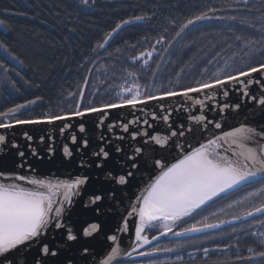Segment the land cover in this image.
<instances>
[{"label":"snow or ice","instance_id":"obj_1","mask_svg":"<svg viewBox=\"0 0 264 264\" xmlns=\"http://www.w3.org/2000/svg\"><path fill=\"white\" fill-rule=\"evenodd\" d=\"M79 3L90 8L95 0H91V3L90 0H79ZM235 3L242 5L238 10L245 15H216L224 9L207 6L179 24L173 41L198 22L227 20L234 22L228 31L237 25L253 29L261 33L259 39L240 35L235 37L242 47L232 55L239 57L240 63L244 65L242 68L228 72L226 69L232 65L226 61L220 69L223 75L214 74L213 78L198 80L187 87L166 88L160 85L161 90L156 92L150 91L148 85H142L136 72L125 69L126 76L132 77L133 81L129 84L125 79L117 86L115 102L95 105L89 101L85 106L86 76L84 87L80 89L72 110L61 108L58 112L44 111L39 115L20 118L23 116L22 110L44 100V97L36 96L0 111V130H3L0 132V264H21V260L23 264H79L72 258L76 255L81 257L84 264H89V257L91 264H137L133 260L134 256L149 258L146 262L140 260L138 264H169L168 261L157 259V254L173 252L183 248L184 244L161 246L158 243L160 237L168 234L189 237L195 234L197 238L213 239L206 230L219 229L221 225L233 221H247L248 218H252L248 228H252L253 224L264 225L262 201L242 210L240 214L231 215L229 220L209 223L205 216L174 231L185 218L192 217L209 203L244 185H262L249 196L264 193V128L242 123L221 135H209L198 146L181 142L196 129H200L202 134L209 130V126L221 129L222 123L215 117L210 118V114L215 112L222 115L241 108L240 103L231 104L218 99L219 96L229 98L233 90L252 100L253 106L258 105L264 117V61L254 62L257 55L264 54V0H259V7L250 4V0H235ZM153 16L144 13L119 20L97 47L104 49L125 26L146 22ZM169 23L176 25L175 20ZM0 26L11 30L6 19H0ZM163 43L171 47L172 41L161 34L155 45ZM155 45L151 51H141L131 56V61L142 62L146 67L157 51ZM0 48L9 59H18L3 40H0ZM165 51L168 49L165 48ZM82 59L88 60V57ZM19 63L23 64V61ZM11 84L16 92L20 91L15 81H11ZM176 84H179L178 80ZM255 85L260 86L259 96L251 92V87ZM201 93L202 97L198 95ZM68 96L77 97V93L69 92ZM176 97L182 98L184 103L175 107L159 103L158 110H147V105L152 101L163 102ZM125 108L133 110L129 113L130 119H111L113 110ZM174 113L184 115L185 119L177 123L173 120ZM86 117H95L91 131L86 126ZM73 121L78 122L74 125ZM27 125L57 126L58 135L66 140L61 146L63 159L69 163L75 162L77 169L82 171L63 179L20 174L17 169H24L25 165L29 171H34L29 156L44 159L33 147L34 137L29 131L22 133L25 150H21V143L7 134L8 130ZM97 130H100L98 137ZM38 139L40 144H46L44 155L54 157L56 137L40 135ZM169 149L177 150V155L172 156ZM8 164L12 167L8 168ZM145 170L150 175L143 191L136 197V202L128 206L126 215L120 217L115 227L104 233V249L97 251L93 241L101 234L103 224L113 220L114 214L110 216L109 212L117 199V193L128 188L137 175L142 176ZM82 192L88 196L85 207L90 209L96 219L86 221L87 226L81 224L76 228L67 222V216L73 198ZM57 196L61 198L57 199ZM234 203L240 204L242 201ZM228 207L232 208L233 204ZM50 229L59 230V237L57 239L54 236L52 240L45 241ZM148 229H156L157 234L149 236L146 234ZM236 231V227L231 230L232 233ZM125 234L130 235L131 243H123ZM251 235L257 237L260 250L249 246L247 251L250 255H237L235 259L247 264H264V231H252ZM33 245L38 247L33 249ZM74 245L79 247L74 248ZM231 246L225 244L224 248ZM216 249L219 250L220 245H216ZM202 251L208 256L211 250L203 248ZM61 253L68 255L63 261H58L56 258ZM176 259L181 260L182 257L177 256Z\"/></svg>","mask_w":264,"mask_h":264},{"label":"trees","instance_id":"obj_2","mask_svg":"<svg viewBox=\"0 0 264 264\" xmlns=\"http://www.w3.org/2000/svg\"><path fill=\"white\" fill-rule=\"evenodd\" d=\"M250 4L260 6L259 0H250ZM207 6L224 9L216 15H245L238 10L242 5L238 6L235 0H95L90 8L81 5L79 0H0V19H6L11 25L10 31L0 26V40L18 58L9 59L0 48V111L36 96H42L44 100L22 110L20 118L44 111L58 112L61 108L74 109L84 77L88 75L93 61L98 59L85 90V106L89 101L95 105L115 102L117 86L125 79L129 84L133 81L132 77L126 76L125 69L136 72L139 82L156 92L161 90L160 85L166 88L187 87L198 80L213 78L214 74L223 75L220 69L226 61L232 65L226 69L228 72L244 67L239 57L232 55L242 47L235 37L259 39L261 33L239 25L228 31L234 23L232 21L198 22L173 41L179 24ZM144 13L154 16L146 22L124 27L104 50L97 47L119 20ZM170 20H175L176 25L170 24ZM164 29H167L166 33ZM161 34L172 41L171 47L167 43L155 45ZM153 45L157 51L146 67L142 62L131 61V56L151 51ZM85 56L88 60L82 59ZM21 60L23 64L19 63ZM255 61H264V54L257 55ZM11 81L16 82L19 92L14 90ZM169 81L172 83L169 84ZM69 92L77 93V97H69ZM253 185H244L222 195L192 217L185 218L179 226H187L205 216L209 222L212 217L230 219L231 215L240 214L251 207L244 201L252 199L248 194L252 192ZM235 201L242 203L235 204ZM229 204L233 207L229 208ZM246 223L243 221L245 226ZM252 231L264 229L244 227L243 236L231 233L227 244L232 246L218 250L216 259H202L207 257L203 255L197 260L188 254L187 248L156 258L169 264H247L235 257L250 255L247 251L249 246L260 250L257 237L251 235ZM188 240H165L163 245L172 247ZM206 244L203 247L208 246ZM177 256L182 259L177 260Z\"/></svg>","mask_w":264,"mask_h":264},{"label":"water","instance_id":"obj_3","mask_svg":"<svg viewBox=\"0 0 264 264\" xmlns=\"http://www.w3.org/2000/svg\"><path fill=\"white\" fill-rule=\"evenodd\" d=\"M126 27V26H125ZM113 39V38H112ZM111 39V40H112ZM110 40V41H111ZM109 41V42H110ZM107 46V45H106ZM106 48V47H105ZM104 48V49H105ZM104 49H100L101 51ZM99 61L96 60L93 65L91 66V71L96 65V63ZM91 72H88V80L90 78ZM84 87V85H83ZM231 87V86H230ZM260 86L255 85L251 87V92L257 96L260 94ZM86 88H84V91ZM199 96H203V93L198 94ZM218 99L221 102H226L234 104V103H240L241 108L239 110H229L225 112L222 115H217L215 112L210 114V118L215 117L216 120L220 121L222 123V128L221 129H214L211 126H209V130L207 132H204L202 134L200 129H196L193 133H189L186 137L185 140H182L181 142H184L186 144H190L192 146H198V143L204 142L206 138L211 135H221L222 132L224 131H230L232 128L239 126L242 123H247L253 126L257 127H262L264 128V117L261 116L260 111H259V106H253V101L248 99L247 97H243L240 93L236 91H231L230 92V97L229 98H224L222 96H219ZM159 103H164L166 107H175L181 103H184V100L182 98L176 97V98H171L169 100L163 101V102H157V101H152L147 105V110L149 112L158 110ZM133 110L129 108L125 109H116L111 112V119H117L119 118H131L129 113H131ZM193 112L196 111L195 108L192 109ZM138 115L140 113H137ZM86 123V126L89 128V131L92 129V120L95 119V117H86L84 118ZM185 119V116L180 114V113H174L173 114V120L176 121L177 123L183 121ZM78 121H73L72 123L75 125ZM59 123V122H58ZM161 129H163V125H161ZM23 131H29L31 135L34 137V141L32 142L33 147L37 148V150L40 152L41 156H44V159L38 160L32 156L28 157V160L30 163L33 165L34 171H29L27 168V165H25L24 169H17V171L20 172V174L23 175H29V176H36L37 178H52V177H57V178H69L72 177L82 170L77 169L75 162L69 163L65 161L62 157L61 153V146L64 142H66L65 138L60 137L58 135L57 131V126L53 125H27V126H21L17 127L15 130H8V136L10 138L16 139L17 142L21 143L22 149L25 150L23 145H24V140L22 133ZM0 132H3V130H0ZM100 134V130L96 131V136L98 137ZM40 135H45L47 136H54L56 137L55 140V148H56V155L54 157H47L44 155L46 144H40L39 143V136ZM95 147V145H93ZM158 147V146H157ZM225 148L228 147L227 144L224 145ZM172 156L177 155V150L174 149H169L168 150ZM18 162V161H17ZM8 168H11L12 165L8 164ZM154 175L155 173H151ZM150 175V172L148 170H145L143 172V175L141 176L140 174L137 175V178L132 181V184L124 189L123 191H120L117 193V199L114 202L113 208L110 210L109 215L113 216V220L109 221L108 223L103 224L102 229H101V234L96 237V240L93 241V244L96 248L97 251H102L104 249V233L109 232L111 228H114L116 225V222L120 220V217L123 215H126V209L131 203L136 202V197L140 195V193L143 191L145 184L148 181V177ZM23 183V182H21ZM29 186V185H25ZM57 199L61 198L59 196L56 197ZM88 196L82 192L81 195L75 196L73 198V203L70 206V211L67 216V222L70 223L72 226L79 228L81 224H85V222H92L93 220L96 219L94 217L93 213L90 211L89 208L85 207V204L87 202ZM238 222V221H233L231 224ZM230 225V224H224L221 225L220 228ZM85 226H87L85 224ZM131 227V223H130ZM216 230V229H211V230H206L207 232ZM195 235V234H194ZM193 235V236H194ZM56 237L58 239L59 237V230H53L50 229L46 237L44 238L45 241H50L53 239V237ZM191 237V236H189ZM164 238H174V239H179V238H186L185 236L181 237H174L171 234H168L166 236L160 237L159 240L164 239ZM158 240V241H159ZM124 244H129L131 243L130 235L125 234L124 235ZM156 243V242H154ZM38 247V245H33V249ZM79 247V245H74V248ZM147 247V246H146ZM31 254H29V259L31 258ZM164 253H159L158 255H161ZM67 253H61L59 257L56 259L58 261H63ZM75 261L79 262V264H84V261L81 259L80 256L76 255L72 257ZM143 258H148V257H143ZM134 259H142L141 257H133ZM89 264H91V257L88 258ZM21 264H23V260H21Z\"/></svg>","mask_w":264,"mask_h":264},{"label":"flooded vegetation","instance_id":"obj_4","mask_svg":"<svg viewBox=\"0 0 264 264\" xmlns=\"http://www.w3.org/2000/svg\"><path fill=\"white\" fill-rule=\"evenodd\" d=\"M262 187V185L260 183H254V185L252 186V192H255L257 189H260ZM249 190V187L246 191ZM250 198L252 199H249V200H246L244 201L245 203H247L248 205L252 206V205H258L260 202L264 201V193H261L259 196H251ZM250 201H252L253 203L251 204ZM264 219V218H262ZM219 220H229V219H223L222 217H216V218H213L212 217V220L209 221V223H214V222H217ZM243 221H238V222H235L233 224H230V225H226L222 228H219V229H216V230H212V231H209L208 234L213 236L214 238L213 239H204L202 236L201 237H196L195 235L194 236H191V237H186V238H179V239H174V238H164V239H161L158 241V243L161 245V246H167L169 247L167 244L166 245H163V242L165 240H181V239H189L188 241H184V242H181L182 244H184V247L183 248H178V250H184L185 248L188 249V254H190L191 256H195L196 259L198 260L199 257L203 256V248H209L211 251L209 252V255L207 257H203L202 259L206 258V259H216V254L218 252V250L216 249V245H220V249L223 248L224 249V245L227 244L228 242V236L229 235H221V233H232L231 230L233 227H235V225H237V231L235 232L236 236H243V232H244V227H247L248 228V223L252 221V218H248L247 219V225L245 226L243 224ZM179 227H183V226H179L174 229V231L178 230ZM231 228V229H230ZM252 228H263L264 229V225H257V224H253ZM241 229H243V231H241ZM251 229V228H250ZM146 234H148L149 236L151 235H156L157 234V230L156 229H148ZM157 243V242H156ZM207 243V244H206ZM208 245V246H205L203 247V245ZM219 249V250H220ZM165 254H168V253H164V254H161L159 256H163ZM158 257V256H157ZM149 258H142V259H134L135 262H138L140 260H144L145 262L148 260Z\"/></svg>","mask_w":264,"mask_h":264}]
</instances>
